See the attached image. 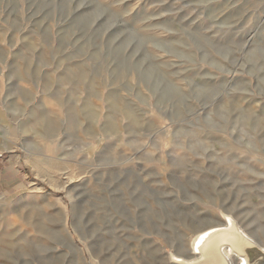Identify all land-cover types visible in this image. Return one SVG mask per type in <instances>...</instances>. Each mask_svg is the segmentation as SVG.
Instances as JSON below:
<instances>
[{"label":"rangeland","instance_id":"374dc122","mask_svg":"<svg viewBox=\"0 0 264 264\" xmlns=\"http://www.w3.org/2000/svg\"><path fill=\"white\" fill-rule=\"evenodd\" d=\"M227 215L264 247V0H0V264H173Z\"/></svg>","mask_w":264,"mask_h":264},{"label":"bare ground","instance_id":"6f19581e","mask_svg":"<svg viewBox=\"0 0 264 264\" xmlns=\"http://www.w3.org/2000/svg\"><path fill=\"white\" fill-rule=\"evenodd\" d=\"M224 223L212 227L196 236L193 252L196 257L187 259L170 255V261L173 264H233L234 257L238 264H259L264 260V247L256 244L249 238L236 222L228 215ZM224 219V218H223ZM251 249H256L252 251ZM227 252L228 256L225 254ZM250 252H257L254 261H250ZM260 260V261H259Z\"/></svg>","mask_w":264,"mask_h":264},{"label":"water","instance_id":"95a60500","mask_svg":"<svg viewBox=\"0 0 264 264\" xmlns=\"http://www.w3.org/2000/svg\"><path fill=\"white\" fill-rule=\"evenodd\" d=\"M251 250L254 251V250H256V249H251ZM256 253H257V252H250V254H249V259H250V261H254L256 258H259L258 256L255 255ZM259 261H260V260H259ZM259 264H264V260L260 261Z\"/></svg>","mask_w":264,"mask_h":264}]
</instances>
